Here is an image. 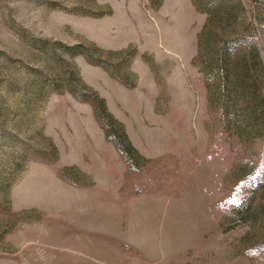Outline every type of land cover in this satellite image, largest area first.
I'll use <instances>...</instances> for the list:
<instances>
[{
	"label": "rangeland",
	"instance_id": "1",
	"mask_svg": "<svg viewBox=\"0 0 264 264\" xmlns=\"http://www.w3.org/2000/svg\"><path fill=\"white\" fill-rule=\"evenodd\" d=\"M192 1L0 0V264H264V123L207 106Z\"/></svg>",
	"mask_w": 264,
	"mask_h": 264
},
{
	"label": "trees",
	"instance_id": "2",
	"mask_svg": "<svg viewBox=\"0 0 264 264\" xmlns=\"http://www.w3.org/2000/svg\"><path fill=\"white\" fill-rule=\"evenodd\" d=\"M192 3L196 9L208 13L209 21L217 22L215 27L208 28L207 32L203 29L198 34L194 57L203 75L206 104L212 109H220L225 131L245 137V123L259 118L264 123V96L260 95L250 72L251 66L260 63L257 47L247 48L236 38L231 39L237 26L233 12L235 3L231 0H193ZM202 35L207 42L205 49L201 46ZM97 106L105 110L102 100Z\"/></svg>",
	"mask_w": 264,
	"mask_h": 264
}]
</instances>
